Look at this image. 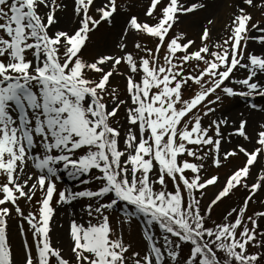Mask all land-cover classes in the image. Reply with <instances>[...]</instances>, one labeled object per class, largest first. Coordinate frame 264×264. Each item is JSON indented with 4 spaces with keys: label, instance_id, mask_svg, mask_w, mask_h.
I'll use <instances>...</instances> for the list:
<instances>
[{
    "label": "snow or ice",
    "instance_id": "1",
    "mask_svg": "<svg viewBox=\"0 0 264 264\" xmlns=\"http://www.w3.org/2000/svg\"><path fill=\"white\" fill-rule=\"evenodd\" d=\"M137 6L73 0L69 17L65 0H0V264H264V120L249 131L264 0H226L220 31L213 16L198 37L181 25L207 0ZM121 15L113 46L86 57ZM240 101L237 121L226 102ZM76 204L54 240L57 208Z\"/></svg>",
    "mask_w": 264,
    "mask_h": 264
},
{
    "label": "rangeland",
    "instance_id": "2",
    "mask_svg": "<svg viewBox=\"0 0 264 264\" xmlns=\"http://www.w3.org/2000/svg\"><path fill=\"white\" fill-rule=\"evenodd\" d=\"M65 2L68 4V15L69 17L71 16V10H72V5H73V0H65ZM118 3H125V0H118ZM135 3L138 5L137 7L132 8V12H138V13H142L143 8L139 7V5L142 3V0H135ZM206 9L200 10L198 12H196L194 15L188 16L183 20V23L181 25V29L184 30L185 32L188 33L189 36H196L198 37L199 33L202 30V26L206 23V20L208 19L206 16ZM204 16V20L199 23L198 25L193 24V21L198 19L199 17ZM257 19L260 18V14L257 13ZM202 19V18H201ZM123 23V16H117L116 17V27H110L108 25H104L103 27L100 28L99 31H97L93 37H92V44L89 45L87 51H86V57H91L94 56L96 54L97 51H102L105 50L107 48H111L113 46V42L118 38L117 37V33L120 32L121 30V25ZM220 31V29H219ZM217 31V33L219 32ZM111 35H114L112 38L110 37ZM123 86V85H121ZM255 102L259 103V104H264V100H262L259 97L255 98ZM244 102L240 101V102H233L231 104V106L228 105V103L226 102V109H228L230 111V114L233 116L234 119H236L237 121L239 120V116H238V112L240 111H244L245 115H249V112L247 109H245L243 107ZM251 114H259L260 116H263L261 120H264V113L258 112V111H254L251 112ZM121 117H123V113L121 112ZM259 121V122H260ZM258 122L257 121H253V123H251V127L249 128L250 131H252L256 126H257ZM243 162V157L241 156L238 159H235L232 161V163L230 165H228L227 167H225L222 170V173L226 174L229 171V168H231L233 165H239ZM71 184L76 188L81 187L77 182L72 181L70 178L65 177L64 182L61 183L59 186L63 187L64 184ZM243 195V193L241 192H237L236 194V199L241 198ZM39 196V193L37 194V197ZM236 199H233L236 200ZM257 200L260 199H264V193L260 194L259 196H257L256 198ZM233 201H227L224 205L220 206L219 209L216 208L215 209V215L214 218H219V216L221 215V213L224 211L225 207L228 204L233 203ZM225 206V207H224ZM252 207L254 208H258L260 207L259 204H255ZM221 208V209H220ZM73 210H75L77 213H79L80 211V205L76 204L75 208L73 209L70 206H64V207H58L57 211H60L59 216L57 217V220L54 221L53 223V227H54V232H53V239L55 240L57 237L60 238H64L65 243H67V238H66V231H67V227H68V221H69V217L71 215V213L73 212ZM63 217H62V215ZM65 216V218H64ZM117 220L118 218L114 215L112 218V222L113 225L116 226L117 225ZM11 224L14 226L12 228H14V232L16 233V229L18 230L17 226H16V221L12 220L10 221ZM63 225V227H60V225ZM125 234L127 236V238L131 239L132 242L134 243V245H136L138 248H142L143 247V241L141 240V233H140V225L139 223H134L131 227V230L129 231L127 226L125 225ZM16 243H17V249H19L20 244H21V240L19 235L16 233ZM30 237V236H29ZM12 243L15 244L14 239H12Z\"/></svg>",
    "mask_w": 264,
    "mask_h": 264
},
{
    "label": "bare ground",
    "instance_id": "3",
    "mask_svg": "<svg viewBox=\"0 0 264 264\" xmlns=\"http://www.w3.org/2000/svg\"><path fill=\"white\" fill-rule=\"evenodd\" d=\"M207 3H208V7H207V11L205 14H206L207 18H212L214 16L217 19V24L215 27V32H217V31H219V29L222 28L223 23L228 19L230 10L226 7V0H207ZM203 20H204V16L199 17L198 19L193 21V24L198 25ZM113 36L114 35H111L110 37L112 38ZM262 118H263V116H260L259 114H250L249 115V120H250L249 128L251 127V123H253V121L259 122L260 119H262ZM59 214L60 213L57 212V215L55 216L54 220L57 219ZM61 215H62V213H61ZM62 217H63V215H62ZM64 218H65V216H64ZM10 225H11L12 239H14V242H15L14 245L17 248L16 235H15L16 233L14 232V228H12L13 225L12 224H10ZM63 240H64V238H63ZM64 242H65V240H64Z\"/></svg>",
    "mask_w": 264,
    "mask_h": 264
},
{
    "label": "trees",
    "instance_id": "4",
    "mask_svg": "<svg viewBox=\"0 0 264 264\" xmlns=\"http://www.w3.org/2000/svg\"><path fill=\"white\" fill-rule=\"evenodd\" d=\"M222 206V205H221ZM225 207V206H224Z\"/></svg>",
    "mask_w": 264,
    "mask_h": 264
}]
</instances>
